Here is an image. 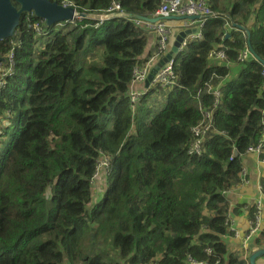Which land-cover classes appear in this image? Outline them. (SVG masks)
<instances>
[{
  "label": "trees",
  "instance_id": "16d2710c",
  "mask_svg": "<svg viewBox=\"0 0 264 264\" xmlns=\"http://www.w3.org/2000/svg\"><path fill=\"white\" fill-rule=\"evenodd\" d=\"M70 1L84 13L113 3ZM116 1L124 16L76 18L59 30L44 22L50 37L38 52L43 36L27 26L28 13L21 17L17 72L0 92V264H248L226 238L225 192L261 138L264 65L237 62L247 37L227 23L247 26L264 59V0H209L216 15L198 23L202 39H189L174 57V86L151 87L136 113L134 69L152 56L136 15L152 16L161 0ZM11 40H0V57ZM216 47L230 67L209 58ZM233 73L217 100L209 87ZM155 92L165 101L158 109V97L146 105ZM211 109L214 130L202 155H191L192 129ZM105 159L108 186L93 203ZM256 238L264 247V229Z\"/></svg>",
  "mask_w": 264,
  "mask_h": 264
},
{
  "label": "built area",
  "instance_id": "2783aa9c",
  "mask_svg": "<svg viewBox=\"0 0 264 264\" xmlns=\"http://www.w3.org/2000/svg\"><path fill=\"white\" fill-rule=\"evenodd\" d=\"M61 4L63 6H72L74 7V3L70 0H61ZM75 8V7H74ZM76 9V8H75ZM103 14L110 15L111 18L116 17L117 14H124L121 9V4L113 0V3L106 12ZM32 13L27 15V26L35 31L37 34H45V27L44 21H33ZM191 15H200L202 16L200 19L196 20H187V25L183 30L186 28H197L198 31L189 35L183 42L181 48L183 49L189 39H202V32L199 30L198 23L200 25L209 17L215 16L216 13L209 5V0H161L160 6L157 11L150 16V18H159L157 22H150L144 20H136L137 24L141 27L145 28L149 33L156 35V51L153 53L151 58L147 60L141 67H136L134 69L131 89H130V102L132 107H136L137 103L139 102L140 98L145 94L146 90L140 91L137 90L135 87L143 83L147 80L149 73L153 65L159 61V59L163 58L169 52V46L172 40L175 30V26L169 24V21L173 16H191ZM82 18L79 15L77 9L74 19ZM73 19V20H74ZM68 21V23L72 22ZM102 22V21H101ZM57 25H61V23H57ZM227 27L229 28V32H231L234 27L231 23H227ZM239 30V29H236ZM12 47L7 57L2 61H0V92L5 88L7 82L10 78L14 77L16 74V52H15V45L14 41L11 42ZM209 58L212 60H217L219 62H226V65L230 67L232 63L228 60L227 53L224 49L219 47L214 48L209 53ZM250 58H254L253 53L250 51L248 44H246L244 50L238 55L237 62L243 63ZM234 67V65H233ZM264 75V71H263ZM174 59L169 61L168 63L164 64L156 75L153 78L152 85H161V86H174ZM221 82L217 87L211 88L209 87L208 91L212 93L216 99L221 97ZM213 114L214 110L211 109L209 111H205L204 119L192 129L193 140L189 147V154L191 155H202L203 148L205 144V140L208 135L214 130L213 124ZM245 154H252L257 157V159L264 164V120L261 129V138L256 145L250 146ZM108 160H100L99 161V168L104 167L105 169H109L110 163H107ZM248 172L246 168L243 166L240 172V181L234 185L230 190L225 192L226 197L230 203V211L228 214L229 217V224H230V217L233 212V208L237 205L236 203L231 202L229 199V195L235 191L241 184L249 183L248 180ZM258 197L254 201V218L250 221V226L246 231L243 237V243L241 244L242 248L249 249L253 240L257 237L259 233L264 229V183L258 184ZM233 230L232 226L230 227V233ZM191 264H203L198 261H193Z\"/></svg>",
  "mask_w": 264,
  "mask_h": 264
},
{
  "label": "water",
  "instance_id": "95a60500",
  "mask_svg": "<svg viewBox=\"0 0 264 264\" xmlns=\"http://www.w3.org/2000/svg\"><path fill=\"white\" fill-rule=\"evenodd\" d=\"M18 3L19 6L15 5ZM33 12L37 17L45 20L47 26H53L61 21H71L74 19L76 9L72 6H63L57 1L51 0H0V40L11 38L15 35L17 27L20 25L21 17L24 13ZM82 17H88L95 20L110 19V15L100 13H84L79 12ZM125 14H117L116 17L124 16ZM200 15L191 16H173L171 19L181 20H196L200 19ZM137 19L157 22L159 18H150L147 16L136 15ZM231 25L245 32L247 36V43L250 51L253 53L255 59L264 65V59H262L253 49L250 39V30L247 26L237 24L231 20ZM197 28H186L180 31L175 38L171 51L164 56L161 62L151 70L146 80L148 86L153 80L159 69L169 61H171L180 51H182V44L184 40L194 32H197ZM3 60L0 58V61ZM264 257V248L256 249L251 252L249 261L250 264H258L257 260Z\"/></svg>",
  "mask_w": 264,
  "mask_h": 264
},
{
  "label": "crops",
  "instance_id": "0c3cea01",
  "mask_svg": "<svg viewBox=\"0 0 264 264\" xmlns=\"http://www.w3.org/2000/svg\"><path fill=\"white\" fill-rule=\"evenodd\" d=\"M187 20H181V19H171L169 21V24L175 26V30H174V35L172 37L170 46H169V52L171 51V48L173 46V43L175 41L176 35L182 31L185 26L187 25ZM149 43L147 46V56L149 57V55H153V53L156 51V35L153 33H149ZM168 52V53H169ZM167 53V54H168ZM150 58V57H149ZM164 58V57H163ZM159 59V61H157L152 69H154L163 59ZM144 64V63H143ZM151 69V70H152ZM234 69V67H233ZM235 75V73L231 74L230 76L224 78V80L222 81L223 85L224 82L226 80H229L230 78H232ZM146 82L144 83H140L138 84L135 88L136 89H144L146 88ZM243 166L246 168L247 172H248V180L249 183H245V184H241L235 191H233L229 198L231 200V202L236 203L237 205L233 208V212L231 214L230 217V227L232 226L233 230H231V233L226 237L227 240L230 242V244L232 245V249L236 250V248L234 247V245L241 247L240 251L241 253L244 254H249L254 251L255 249H258L259 247H257V238H255L253 240V242L251 243V246L249 247V249L246 248H242L241 244L243 243V237L246 233V231L248 230L249 226H250V221H251V211L249 209V206H251L254 201L257 199L258 197V184L261 183V180H264V164H262L256 156L252 155V154H246L243 157ZM104 180V177H98L96 180V187H97V192L94 195V198L98 200V197L100 196L101 193H103V189L101 191H99L100 189V184H102L105 181V186L107 185L106 180ZM244 204L243 207H238L239 205ZM240 209L241 213L238 214L236 213V210ZM264 248V247H262ZM247 261V259H245ZM248 263V261H247ZM258 264H264V258H260L257 261ZM249 264V263H248Z\"/></svg>",
  "mask_w": 264,
  "mask_h": 264
},
{
  "label": "rangeland",
  "instance_id": "374dc122",
  "mask_svg": "<svg viewBox=\"0 0 264 264\" xmlns=\"http://www.w3.org/2000/svg\"><path fill=\"white\" fill-rule=\"evenodd\" d=\"M61 23V25H55L54 26V29L55 30H59V29H61L62 27H64L65 25H67L68 24V21H61L60 22ZM46 28V27H45ZM50 32V30L48 29L47 30V28H46V31H45V35L43 36V34H40V35H42L43 37H42V39L39 41V43H38V45H37V48H36V51L38 52V51H40L41 49H43V47H44V45H45V42L47 43V41H48V39H49V37L50 36H47L48 35V33ZM37 34V33H36ZM38 36H40L39 34H37ZM96 55V60H99V58H100V56H101V52L99 51L97 54H95ZM7 57V56H6ZM158 93H160V95H157V93L155 92L152 96H150L149 98H148V103L146 104L147 105V107H149V106H151V105H153V103H155L154 102V99H156L157 97L159 98L158 99V101H160L159 103H157V106H156V109H158L161 105H163L164 104V98H162V96H161V94H162V92H158ZM163 95V94H162ZM143 111H145V106H144V108L142 109ZM136 111V110H135ZM137 112V111H136ZM2 121H5V122H7V120H5V119H2ZM1 121V122H2ZM7 142L8 141H5V142H3L2 144H1V147L2 148H4V146L7 144ZM102 181H104V180H101V182ZM106 181H107V177H106ZM262 182H263V180H261ZM264 183V182H263ZM103 186H105V181L102 183V184H100V189H99V191H101L102 189H103ZM103 197V193H101L100 194V196L98 197V200L99 199H101ZM95 200V199H94ZM111 246H105V245H100V248L102 249V250H104V249H106V251H107V253L109 254V256H110V258H112V259H114L115 258V254H114V251L110 248Z\"/></svg>",
  "mask_w": 264,
  "mask_h": 264
},
{
  "label": "clouds",
  "instance_id": "9594fccd",
  "mask_svg": "<svg viewBox=\"0 0 264 264\" xmlns=\"http://www.w3.org/2000/svg\"><path fill=\"white\" fill-rule=\"evenodd\" d=\"M61 3V2H60ZM29 13H32V14H34L33 12H28V14ZM79 13V12H78ZM97 13H99V12H97ZM27 14V15H28ZM100 14H103V13H100ZM41 20H43L44 22H45V20L44 19H42V18H40ZM107 20V19H106ZM99 21H104V20H99ZM46 23V22H45ZM231 23V22H230ZM55 25H57V24H55ZM54 26V25H53ZM45 27V26H44ZM49 27V26H48ZM234 29H238V28H235L234 27ZM17 30V29H16ZM240 30V29H239ZM45 31H46V28H45ZM242 31V30H241ZM243 33L245 34V32L243 31ZM17 34V31L15 32V35ZM14 35V36H15ZM45 35V34H44ZM43 35V36H44ZM13 36V37H14ZM245 36H246V34H245ZM13 37H11L13 40H11V42L12 41H14L15 43H16V45H15V50H16V47H18L19 46V41H18V39L16 40V39H14ZM247 37V36H246ZM11 45H12V43H10ZM248 44V43H247ZM12 47V46H11ZM1 59H3L4 57H0ZM6 58V57H5ZM4 58V59H5ZM174 59V58H173ZM2 61V60H1ZM16 72H17V65H16ZM150 74V73H149ZM16 75V74H15ZM13 78V77H12ZM11 79V78H10ZM153 81V80H152ZM152 81L150 82V84L146 87V88H144V89H137V90H140V91H144V90H146V92H145V94L148 92V90L151 88V87H156V86H154V85H152ZM146 82V81H145ZM144 83V82H143ZM221 86H223V84L221 85ZM221 89V88H220ZM221 92H222V90H221ZM144 94V95H145ZM222 94V93H221ZM143 95V96H144ZM142 96V97H143ZM142 97L140 98V100H139V102L137 103V105H136V107H132V105H131V102H130V105H131V107H132V110L134 111V113H136V111L135 110H137L138 109V107L141 105L140 103H141V100H142ZM129 101H130V95H129ZM235 155H238V153H237V151L235 152ZM246 154L244 153L243 155H242V159H243V157L245 156ZM111 165V164H110ZM110 168V167H109ZM109 175V172H106L105 171V169L103 168V167H101V168H99V170H98V172L96 173V175L94 176V179H95V182H96V180H97V178L98 177H104V180H106V177ZM108 182H109V179L107 178V181H106V183H107V185L106 186H103V193H104V191L107 189V186H108ZM230 196V195H229ZM94 198V196H93V203L94 202H96V201H98L97 199H95ZM230 199V198H229ZM227 201H228V198H227ZM228 204H229V209H230V203H229V201H228ZM251 206H253V209H254V203L251 205ZM251 206H249V209H250V211H251V209H252V207ZM253 209H252V211H251V219H253L254 218V212H253ZM229 211L230 210H228V214H229ZM258 249H261V248H258ZM256 250V249H255ZM253 252V251H252ZM251 254V253H250ZM244 256H245V258L244 259H247V261H248V263L250 264V261H249V257H250V255L248 254H244ZM261 258H264V257H261ZM260 259V258H259ZM258 259V260H259ZM257 260V261H258Z\"/></svg>",
  "mask_w": 264,
  "mask_h": 264
}]
</instances>
